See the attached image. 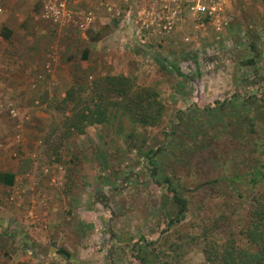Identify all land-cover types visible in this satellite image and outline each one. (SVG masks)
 <instances>
[{
  "label": "rangeland",
  "instance_id": "1",
  "mask_svg": "<svg viewBox=\"0 0 264 264\" xmlns=\"http://www.w3.org/2000/svg\"><path fill=\"white\" fill-rule=\"evenodd\" d=\"M41 1L4 0L16 41L7 45L16 51L9 57L0 48V170L16 165L38 204H14L0 186V264H210L204 230L210 239L238 238L264 185L242 175L264 164L263 149L253 153L244 140L260 145L264 138V111L254 107L264 102V0H76V20L64 24L47 19ZM100 75L149 89L159 123L134 128L128 142L132 127L114 109L106 124L87 126L58 148L63 115L56 108L65 91L77 77ZM252 126L255 134L245 133ZM149 150L156 151L152 163ZM230 177L240 178L224 180ZM168 182L187 208L166 228L176 217ZM46 191L66 194L64 212L88 214L94 223L79 224L81 249L67 250V259L32 246L25 228L38 220ZM15 207L21 218L13 217ZM63 242L50 251L67 248Z\"/></svg>",
  "mask_w": 264,
  "mask_h": 264
},
{
  "label": "trees",
  "instance_id": "2",
  "mask_svg": "<svg viewBox=\"0 0 264 264\" xmlns=\"http://www.w3.org/2000/svg\"><path fill=\"white\" fill-rule=\"evenodd\" d=\"M4 38H8V36L5 34ZM86 58L87 51L83 54L82 59ZM176 72L178 75L181 74L178 70ZM254 107H260L262 109L260 111H264V102L257 100ZM114 109L121 111L132 127L127 137L128 142L132 141V143L137 137L134 128L156 126L161 116V108L156 96L149 89L134 88L130 79L123 75H100L92 81L77 77L65 91L64 97L56 108L63 115L57 140L59 142L58 148L63 146L67 139L83 134L87 126L106 124ZM56 129L58 128L56 127L54 132ZM254 132L252 126L245 133L253 135ZM260 139L261 142L263 141L260 145H258L257 140L250 138L249 135L244 140L246 143L252 141L253 153L261 147L264 154L263 135ZM155 153L156 151L153 150L147 152L146 157L149 158V162H151V155ZM150 174L154 176L155 171ZM242 175L247 177L248 182L253 186H259L260 183L264 184V164L254 162L247 167ZM239 178L230 177L224 180L230 181ZM13 180V174L0 173V183L3 185L11 186ZM167 186L169 193H171L172 202L176 207V217L169 220L168 227H166L169 228L182 221L186 212L187 201L179 196L177 188L173 187L170 182L167 183ZM235 196L240 197V194L236 193ZM236 234L238 238L235 236L228 237V235L226 239L220 241L218 233L213 234V238L210 239L207 231L204 230L202 233L204 259L210 264H264V185L263 189H259V192L252 197L249 209Z\"/></svg>",
  "mask_w": 264,
  "mask_h": 264
},
{
  "label": "crops",
  "instance_id": "3",
  "mask_svg": "<svg viewBox=\"0 0 264 264\" xmlns=\"http://www.w3.org/2000/svg\"><path fill=\"white\" fill-rule=\"evenodd\" d=\"M3 1V2H2ZM2 2V3H1ZM38 6L40 7L39 2L37 1ZM3 6V9L1 8ZM0 9H1V13H0V48H2L3 50H1V52H8V54H5L9 57H13L14 53H15V49H11L10 46L7 45V43H13L16 46V41L15 40H11L12 39V35L14 33V21L11 20L13 19L12 16L9 14L11 12H8L9 10H11V4L9 3L8 5L6 4V2H4V0H0ZM14 10H12L13 12ZM26 13H31V11H25ZM9 14V15H8ZM28 14L24 16V18H26L24 20L23 25H26V22H28L27 18H28ZM32 16V15H31ZM8 33V34H7ZM7 35L8 38H4V35ZM37 42V41H35ZM37 44V43H36ZM34 44L35 47H37V45ZM38 47H40V45H38ZM5 50V51H4ZM22 51H26L25 48H22ZM86 51V50H85ZM85 51H83L82 55L79 57V59H81L82 61H85L87 59H89V55H88V51H87V58L86 59H82L83 54L85 53ZM13 54V55H12ZM25 55L29 56V57H34V53H26ZM37 55V54H36ZM76 68H81L78 66V63L75 64ZM71 81V80H70ZM74 82V80H72V83ZM70 84V82H69ZM26 150V149H25ZM26 155H28V153H26ZM16 171V165L14 168V171H2L0 170V173L3 172H8L14 175V180L13 183L11 184V186H7V185H3L2 183H0V186L2 187H8L9 189V195L10 198L12 197V202L14 201V204L16 203L17 205H19V202H21V200H26L27 202L30 203L33 206H35L37 203V201H35V195L31 194V189H30V184H23L22 178L18 176V173L15 172ZM45 190H47V188H45ZM13 194V196H12ZM46 195H47V199L46 200H42L44 201V207H39V212L40 213H35L36 216L33 215L34 211H30V214L36 218H38L37 221H30V225H25L27 234L30 235L31 237V241H32V246H42L44 248V251L47 250L48 256H55L59 259H62L63 257H66V259L70 256H67L68 252L67 250L70 251L71 250H76L77 248H80L75 241L78 240V226L80 225H84L86 226V224L92 223L90 224L88 227H91L94 223L91 221V218H89L88 214H80L79 212L74 213V212H70V215L64 212L63 209V200H65V195L57 193L55 195H51L50 191H46ZM70 194L68 193L67 195V201H72V199H74L75 197L70 196ZM73 197V198H72ZM72 198V199H71ZM2 198L0 197V202H1ZM11 201V200H10ZM54 203V204H53ZM37 207V206H35ZM83 208V207H82ZM36 210V209H35ZM73 210V209H72ZM84 210L91 212L92 210L90 208L84 207ZM93 212V211H92ZM14 213L15 216L13 215V217L16 218H21V216L18 214L17 212V207H15L14 209ZM94 213V212H93ZM75 217V215H77ZM87 217V219H85L84 217ZM25 219V223L28 224V220H26V215L24 216ZM66 219H68L67 222L70 221V224H68L66 222ZM80 219V220H79ZM15 225L14 228L17 227V224H21V219L19 220H15ZM88 222V223H87ZM33 225V226H32ZM39 227H37V226ZM67 228V230H65V228ZM70 228V229H68ZM85 232H87V229L84 230ZM40 233V235H39ZM87 235V234H85ZM70 236V237H69ZM73 236V239H71V237ZM65 241L62 244V247L67 245V248L64 249H58L57 252H53L50 251V249H54L53 247V243H59L60 241ZM30 241V242H31ZM61 247V248H62ZM50 259V258H49Z\"/></svg>",
  "mask_w": 264,
  "mask_h": 264
},
{
  "label": "built area",
  "instance_id": "4",
  "mask_svg": "<svg viewBox=\"0 0 264 264\" xmlns=\"http://www.w3.org/2000/svg\"><path fill=\"white\" fill-rule=\"evenodd\" d=\"M76 0H42L44 16L53 23L64 24L69 21L75 22L77 10L74 9ZM198 10H204V6H197ZM1 12V9H0ZM83 22L79 23L83 26Z\"/></svg>",
  "mask_w": 264,
  "mask_h": 264
}]
</instances>
